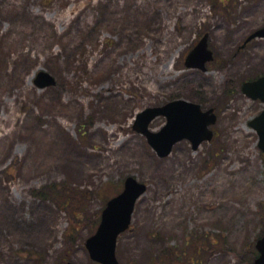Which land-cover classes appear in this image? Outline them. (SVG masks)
<instances>
[{"label": "rangeland", "instance_id": "374dc122", "mask_svg": "<svg viewBox=\"0 0 264 264\" xmlns=\"http://www.w3.org/2000/svg\"><path fill=\"white\" fill-rule=\"evenodd\" d=\"M263 27L264 0H0V264H98L85 241L130 176L147 187L118 264H253L264 105L240 87L264 76V39L239 47ZM205 34L214 62L186 68ZM174 100L213 108V138L159 158L132 126Z\"/></svg>", "mask_w": 264, "mask_h": 264}, {"label": "water", "instance_id": "95a60500", "mask_svg": "<svg viewBox=\"0 0 264 264\" xmlns=\"http://www.w3.org/2000/svg\"><path fill=\"white\" fill-rule=\"evenodd\" d=\"M254 39H264V27L252 32L241 47ZM207 40L205 34L189 52L184 62L186 68L206 71V64L213 61ZM34 85L38 89H44L55 86V80L46 72H39ZM241 92L248 99L258 100L264 105V76L244 82ZM158 117L165 118V125L160 131L151 132L149 125ZM216 120L213 109L203 111L198 104L174 100L160 107L147 108L137 114L132 129L145 137L147 144L159 158H165L171 153L173 146L183 140L191 144L193 151H196L201 143L209 142L213 137L210 127ZM248 125L255 131L258 148L264 154V109ZM145 192L146 185L130 176L124 180L122 191L107 201L95 234L85 242L92 261L99 264H118L115 257L117 237L129 228L135 204ZM254 247L257 257L253 264H264V234L255 242Z\"/></svg>", "mask_w": 264, "mask_h": 264}, {"label": "bare ground", "instance_id": "6f19581e", "mask_svg": "<svg viewBox=\"0 0 264 264\" xmlns=\"http://www.w3.org/2000/svg\"><path fill=\"white\" fill-rule=\"evenodd\" d=\"M80 163H81V166L84 167V166H91V168H96V165L95 164H92L93 163V158H80Z\"/></svg>", "mask_w": 264, "mask_h": 264}, {"label": "trees", "instance_id": "16d2710c", "mask_svg": "<svg viewBox=\"0 0 264 264\" xmlns=\"http://www.w3.org/2000/svg\"><path fill=\"white\" fill-rule=\"evenodd\" d=\"M229 90H230V88H229ZM263 234H264V232L262 233V235H263ZM262 235H261V236H262ZM199 252H200V250H199ZM255 258H256V257H255Z\"/></svg>", "mask_w": 264, "mask_h": 264}]
</instances>
